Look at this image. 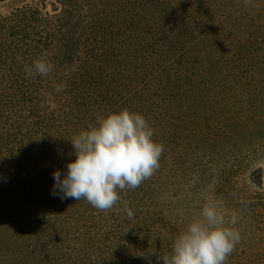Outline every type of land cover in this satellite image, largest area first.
<instances>
[{
    "label": "trees",
    "instance_id": "obj_1",
    "mask_svg": "<svg viewBox=\"0 0 264 264\" xmlns=\"http://www.w3.org/2000/svg\"><path fill=\"white\" fill-rule=\"evenodd\" d=\"M72 1L60 0L63 9L45 16L32 4L0 11V264H114L122 237L97 229L92 216L100 210L52 195L53 172L63 176L75 160L70 139L87 130L91 117L125 108L114 98L148 99L155 124L158 115L171 119L165 130L176 139L193 116L211 141L219 129L212 89L220 87L225 96L216 98L227 121L249 117L264 132V0L234 7V0H83V13ZM79 30L86 45L75 39ZM124 35L146 54L126 58ZM76 56L83 64L62 83L71 92L63 95L67 114L53 112L46 103L60 97L52 94L53 68ZM37 58L52 65L47 75L27 74ZM130 63L137 65L136 84L115 82Z\"/></svg>",
    "mask_w": 264,
    "mask_h": 264
},
{
    "label": "rangeland",
    "instance_id": "obj_2",
    "mask_svg": "<svg viewBox=\"0 0 264 264\" xmlns=\"http://www.w3.org/2000/svg\"><path fill=\"white\" fill-rule=\"evenodd\" d=\"M237 2L238 0H234L233 7ZM42 3H53L55 10H47ZM72 3L77 10L85 12L87 6L83 0H74ZM26 4L40 7L44 16L47 12L55 14L63 9L60 0H0V11L6 13L12 7ZM103 26L109 25L105 23ZM80 27L82 26L77 29H81ZM77 32L76 41L79 43L82 41L86 45L85 35L83 36L80 30ZM126 36L119 38L120 45H125L122 53L126 58L136 59L139 54H146L144 49L138 53L135 48L137 42L129 46L130 42H127L128 36ZM78 48H81L80 44ZM63 54L62 51L59 52V55ZM62 61L65 63H56L53 68L56 78L51 86L54 89L60 86L61 91L50 90L53 95L60 96L57 98L59 104L46 103L47 107H51V111H64L63 115H66L64 108L67 105L65 101L68 99L63 95L70 96L71 92L63 90L62 83L68 76L76 74L72 71H76L83 63L77 56L70 63ZM85 61L84 64L87 65V60ZM130 64L123 69L125 77L116 74L115 82L126 80L125 84L129 87L130 83L133 86L136 84L134 73L137 65ZM251 67L253 65L249 66L248 71L245 72H251ZM236 69L240 70L237 67ZM241 73L244 74V72ZM238 87L239 84L229 87V97L232 98L238 94ZM132 89L125 90L130 93ZM212 91H216L213 92L215 96L213 104L219 129L216 130L217 138L211 141L204 140L202 131H199L201 121L193 120L195 118L193 116L176 139L166 134L168 129L165 130V124L172 127L171 119L158 115L161 119L158 123L163 125L155 124L156 119L151 106L145 103L148 99L138 103L133 100L121 102V96L114 98L113 104L121 103L123 106L125 104V108L130 111L142 114L155 129H153V139L164 145L160 168L150 179L145 180L135 190L120 192L122 201L118 207L109 211H98L97 214L90 213L93 214L92 219L99 226L97 229L122 237L118 247L117 245L113 247L115 255L112 262L114 264H148L149 259L151 264H162V261L158 259L159 253H170L174 239L199 213L206 199L221 202L229 216L235 214L237 217L235 227L241 234V240L229 256L228 264H264V132L260 130V125L254 127L249 117L242 124H238L232 114L231 121H227L228 116L224 106L221 100L216 98L217 94L220 97L225 96V92L220 87L213 88ZM198 107L203 108V105ZM232 109L233 106L230 111ZM101 114L106 115L105 112H100L99 115ZM96 117L97 115L91 117L90 124ZM77 128L75 125L70 127L72 132ZM194 129H197L196 133ZM131 236L138 240L135 251L130 243L136 241H131ZM145 256L148 259H145Z\"/></svg>",
    "mask_w": 264,
    "mask_h": 264
},
{
    "label": "clouds",
    "instance_id": "obj_3",
    "mask_svg": "<svg viewBox=\"0 0 264 264\" xmlns=\"http://www.w3.org/2000/svg\"><path fill=\"white\" fill-rule=\"evenodd\" d=\"M244 3L250 5L252 0ZM51 69L49 62L37 58L26 71L28 75H47ZM153 137V128L140 113L122 108L98 115L87 130L70 139L74 149L70 155L75 160L67 163L63 176L59 169L53 172L52 195L85 200L100 211L118 207L120 192L135 190L159 170L164 145ZM236 222V215L229 216L221 202L206 199L174 239L170 253H159L158 259L162 264H228L241 240Z\"/></svg>",
    "mask_w": 264,
    "mask_h": 264
}]
</instances>
